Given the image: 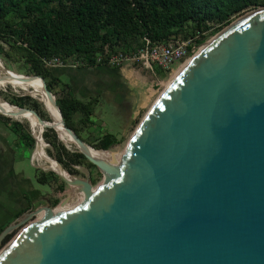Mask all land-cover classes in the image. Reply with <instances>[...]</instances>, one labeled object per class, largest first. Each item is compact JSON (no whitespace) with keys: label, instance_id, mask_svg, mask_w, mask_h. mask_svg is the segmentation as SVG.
<instances>
[{"label":"water","instance_id":"95a60500","mask_svg":"<svg viewBox=\"0 0 264 264\" xmlns=\"http://www.w3.org/2000/svg\"><path fill=\"white\" fill-rule=\"evenodd\" d=\"M207 41L153 101L116 166L80 151L109 173L91 192L87 179L65 180L83 200L22 225L49 208L37 207L0 229L1 242L22 225L0 247V264H264V5Z\"/></svg>","mask_w":264,"mask_h":264},{"label":"rangeland","instance_id":"374dc122","mask_svg":"<svg viewBox=\"0 0 264 264\" xmlns=\"http://www.w3.org/2000/svg\"><path fill=\"white\" fill-rule=\"evenodd\" d=\"M251 9L253 8L246 9L244 12ZM240 15L232 17L231 21ZM226 25L209 33L205 40L211 39ZM4 31L7 32L5 22L0 24V78L2 81L0 106L10 105L27 111L29 109L38 111L42 116L41 120H46V125L45 120H42L41 137L44 145L46 144L44 150L50 160L71 177L87 179L90 186L95 187L102 180V173L95 166H90L91 162L77 148L66 145L72 141V138L65 139L64 143L58 139L59 130L64 129L59 123L57 111H55L56 119H54L50 114L49 106L41 105L36 99L15 86L19 81H28L40 86L41 84L25 76L33 74L27 70L19 52L13 47L12 38ZM139 46L137 45L136 48ZM132 52L134 51H129V53ZM119 54H124L119 45L105 43L103 52L96 55L97 62L92 65H86L85 61L76 55L64 57L63 60L52 57L44 62L49 72L58 79L56 84H52L50 91L54 100L67 89L82 100L91 96L96 98L97 102L89 123L84 124L79 121L81 117L79 112H75L72 116L83 143L97 149L95 148L97 136L107 130L120 139L117 145L107 149L117 153L124 152L127 141L153 101L185 63L183 62L177 68V62L171 63L168 74L159 75L154 79L130 61H116ZM5 70L8 73H5ZM130 93L135 94L132 99L128 96ZM50 103L52 107V102ZM130 111L134 114L129 121H126L125 116ZM51 122L53 130L48 127V123ZM35 135L34 130L25 121L0 112V229L11 222L20 220L27 212L37 207L47 206L49 208L41 212L49 213L62 200L71 202V207L80 201L76 202L74 186L46 168L43 162L34 159L32 152L35 148ZM39 220L36 215H33L22 225ZM22 225L16 226L4 237L0 247L9 241Z\"/></svg>","mask_w":264,"mask_h":264},{"label":"trees","instance_id":"16d2710c","mask_svg":"<svg viewBox=\"0 0 264 264\" xmlns=\"http://www.w3.org/2000/svg\"><path fill=\"white\" fill-rule=\"evenodd\" d=\"M263 5L264 0H0V24L6 23L4 32L33 74L22 75L39 76L51 91L58 79L44 65L49 58L76 55L92 65L105 43L117 44L130 54L143 37L159 41L179 31L186 35V28L212 33L246 9ZM96 102L93 96L82 100L68 89L54 100L63 125L78 137L73 114L79 112V121L89 123ZM48 127L53 130L52 122ZM119 141L114 134L102 132L95 148L107 150Z\"/></svg>","mask_w":264,"mask_h":264},{"label":"bare ground","instance_id":"6f19581e","mask_svg":"<svg viewBox=\"0 0 264 264\" xmlns=\"http://www.w3.org/2000/svg\"><path fill=\"white\" fill-rule=\"evenodd\" d=\"M206 43H204L202 46H204ZM29 78L40 83L39 79H37L35 77H29ZM22 79H24V78H22ZM24 80H26V79H24ZM0 83H2L1 78H0ZM15 86L18 89L22 90L27 95L36 99L41 105L49 106L50 107V114L54 117V119H56V117L54 115H55V111H57V109L53 103H52V107L50 106L51 101L44 95L43 90H42V86L32 84V83H28V81L27 82L19 81L17 84H15ZM0 112L7 113L12 117H15V118H18V119L25 121L26 124L31 129H33L35 134H36L34 136L35 148L32 152L34 159L36 161L43 162V164H44V166H46V168L51 169L57 175L61 176L64 180H71L72 177L64 169H62L59 166L57 167V165L50 160V158L48 157V155L46 154V152L44 150V146L46 144L44 145V143L42 141V137H41V134L43 131L42 120L38 121L37 118L32 113H30L29 111H27L25 109L10 106V105L0 106ZM58 117H59V114H58ZM59 123L61 124L60 117H59ZM52 125H53V123H52ZM69 137L71 138L69 133H67L65 130H62V129L59 130V138L58 139L61 140L63 143L66 142L65 139H67ZM66 145L67 146H74L79 151L85 152V154L87 156H90L95 160H99L100 162H104V164H109V165L112 164L111 166H114V165L116 166V164L120 161L122 154H123V152L117 153V152H111L109 150H97V149L90 148L89 146H86L83 149L82 147H79L75 143V141H73V140L71 142L66 143ZM108 174L109 173H104L103 178L106 177ZM74 187L75 188H73V187L72 188H73V192H75V194L77 196L76 202H78L79 200L80 201L83 200V193L85 191L78 189L76 186H74ZM93 189H94L93 187H90L88 192H91ZM64 201L65 200L60 201L57 204V206H55L53 208L52 212L42 213L41 211L47 210L46 208H43L41 211L36 213V218L41 219V218L45 217V214L55 215V214L69 210L71 208V202L66 200L64 203Z\"/></svg>","mask_w":264,"mask_h":264},{"label":"built area","instance_id":"2783aa9c","mask_svg":"<svg viewBox=\"0 0 264 264\" xmlns=\"http://www.w3.org/2000/svg\"><path fill=\"white\" fill-rule=\"evenodd\" d=\"M186 29V35L179 31L159 41H150L143 37L142 44L134 52L119 54V58L115 60L130 61L154 79L159 75L168 74L171 63L177 62V68L188 60L206 42L205 39L210 33V29L191 31Z\"/></svg>","mask_w":264,"mask_h":264},{"label":"crops","instance_id":"0c3cea01","mask_svg":"<svg viewBox=\"0 0 264 264\" xmlns=\"http://www.w3.org/2000/svg\"><path fill=\"white\" fill-rule=\"evenodd\" d=\"M141 70V69H140ZM134 74H135V72H133ZM137 73V72H136ZM110 74H112V72L110 73ZM133 77V76H132ZM136 77V76H135ZM134 93H130L128 96L132 99L133 97H134ZM133 114H134V112L133 111H130V112H128L127 114H126V116H125V118H126V121L128 120L129 121V119H131L132 118V116H133ZM104 132V131H103ZM105 132H107V130L105 131Z\"/></svg>","mask_w":264,"mask_h":264}]
</instances>
